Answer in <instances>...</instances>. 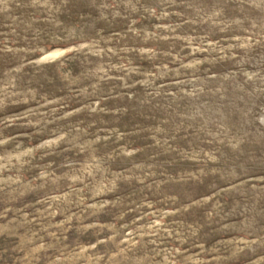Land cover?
I'll return each mask as SVG.
<instances>
[{
  "label": "rangeland",
  "instance_id": "1",
  "mask_svg": "<svg viewBox=\"0 0 264 264\" xmlns=\"http://www.w3.org/2000/svg\"><path fill=\"white\" fill-rule=\"evenodd\" d=\"M0 264H264V0H0Z\"/></svg>",
  "mask_w": 264,
  "mask_h": 264
}]
</instances>
